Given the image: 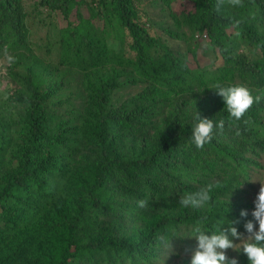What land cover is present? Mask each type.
Returning <instances> with one entry per match:
<instances>
[{"label":"trees","instance_id":"obj_1","mask_svg":"<svg viewBox=\"0 0 264 264\" xmlns=\"http://www.w3.org/2000/svg\"><path fill=\"white\" fill-rule=\"evenodd\" d=\"M83 1L32 6L61 17L56 54L81 77L87 97L74 111L83 117L63 129L50 103L62 79L45 85L33 67L16 75L21 89L9 102L25 113L0 122V264H153L164 245L194 239L185 236L197 223L211 231L251 209L241 197L248 169L264 154V0H160L174 18L173 4L189 7L183 24L205 36L221 64L215 84L244 85L260 97L239 120L189 69L185 52L150 34L140 0H92L86 19ZM27 19L22 0H0V59L21 63L29 52ZM114 66L145 83L118 106ZM195 110L225 121L201 149L190 142ZM12 133L23 134L13 164ZM209 184L205 207L179 206L181 196Z\"/></svg>","mask_w":264,"mask_h":264},{"label":"rangeland","instance_id":"obj_2","mask_svg":"<svg viewBox=\"0 0 264 264\" xmlns=\"http://www.w3.org/2000/svg\"><path fill=\"white\" fill-rule=\"evenodd\" d=\"M22 1L28 12L27 25L30 49L21 63L14 60L9 62L6 59L7 56L0 59V122L7 124L16 115H24L25 108L9 102V97L21 89L16 75L22 74L24 67H33L45 78V85H51V83L62 79L61 82L64 83L63 85L66 88L58 86L59 83H57V89L54 92L55 97L50 103L53 104L57 112L55 125H62L63 129H70L76 125L79 117H83L82 113L74 111L83 104V98H86L87 95L84 92L82 79L78 73L63 66L56 54L54 43L57 29L64 27V23L59 16H47L32 9L36 0ZM92 8H94L92 0L83 1L80 12L85 19L89 17ZM172 9L171 12L176 18L171 16L169 10L160 0H140L141 20L148 26L150 34L160 39L162 43L172 45L177 50L185 52L189 69L198 75L203 85H207L210 90H213V84L217 80L212 74L215 71L214 68L221 65L219 60H216L215 54L209 49L205 36L195 30L192 32L190 28L183 24L182 15L189 7L177 3L172 5ZM71 19L73 20V17ZM176 19L178 20L175 21ZM98 26L100 27L101 24ZM241 52L246 53L248 56L251 54L256 55L254 52H247L244 48L241 49ZM114 69L120 74L118 77L119 88L113 92L111 102L114 106H118L139 94L144 89L145 83L141 81L134 70H124L119 66H114ZM61 88L64 89L63 94ZM187 99L178 98L174 102L183 103ZM74 118H76L75 123ZM12 135L11 149L7 154L11 159V164L15 162L18 150L23 145V134L19 133L17 137L13 133ZM258 164L259 166L248 169L247 181L249 186L245 188L246 194L241 197L244 204L250 205V211L253 208V200L259 190L260 183L264 184V154L261 155ZM194 246V239L186 241L182 246L164 245L160 257L153 264H189V253ZM227 255L235 256L238 264H243L245 259L242 253L233 250H227Z\"/></svg>","mask_w":264,"mask_h":264},{"label":"clouds","instance_id":"obj_3","mask_svg":"<svg viewBox=\"0 0 264 264\" xmlns=\"http://www.w3.org/2000/svg\"><path fill=\"white\" fill-rule=\"evenodd\" d=\"M6 59L9 62L13 61L11 56H7ZM212 89L215 95L221 98L223 110L236 120H239L254 102L260 100L259 96L254 97L244 85L217 83ZM191 120L190 142L196 149H201L210 142L214 128L217 132L222 131L225 124L224 119L214 122L212 119L202 117L197 110L192 113ZM213 188L214 185L209 184L196 192L185 194L178 199V204L182 208L201 209L208 204ZM144 204V200L137 201L139 207H143ZM237 225L242 231L238 230ZM185 237L195 240V246L189 253V264H238L235 256L227 255V250L242 253L247 264H264V184L260 183L250 212L240 209L235 220H226L211 231L201 230L197 223L192 228L191 235Z\"/></svg>","mask_w":264,"mask_h":264}]
</instances>
